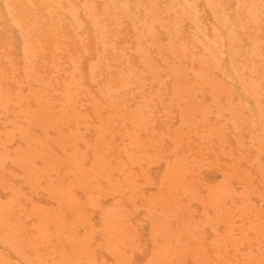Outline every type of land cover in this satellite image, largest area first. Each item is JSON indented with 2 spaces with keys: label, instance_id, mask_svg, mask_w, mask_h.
I'll use <instances>...</instances> for the list:
<instances>
[{
  "label": "rangeland",
  "instance_id": "rangeland-1",
  "mask_svg": "<svg viewBox=\"0 0 264 264\" xmlns=\"http://www.w3.org/2000/svg\"><path fill=\"white\" fill-rule=\"evenodd\" d=\"M263 117L264 0H0L1 264H264Z\"/></svg>",
  "mask_w": 264,
  "mask_h": 264
},
{
  "label": "bare ground",
  "instance_id": "bare-ground-1",
  "mask_svg": "<svg viewBox=\"0 0 264 264\" xmlns=\"http://www.w3.org/2000/svg\"><path fill=\"white\" fill-rule=\"evenodd\" d=\"M120 2H121V1H120ZM92 4H93V3H92ZM122 5H123V4H122ZM123 6H124V5H123ZM126 9H127V8H126ZM115 10H116V8H115ZM125 12H126V11H125ZM110 15H111V14H110ZM111 17H112V16H111ZM116 17H117V16H116ZM130 21H131V20H130ZM120 22H121V21H120ZM129 23H130V22H129ZM132 26H134V25H132ZM115 29H116V28H115ZM134 29H135V27H134ZM112 30H113V29H112ZM116 34H117V33H116ZM140 35H141V34H140ZM140 39H141V38H140ZM94 40H95V38H94ZM98 40H101V39H98ZM101 44H102V43H101ZM138 44H139V43H138ZM137 48H138V47H137ZM138 50H139V49H138ZM129 51H130V50H129ZM139 52H140V51H139ZM141 53H142V52H141ZM144 53H145V52H144ZM147 54H148V53H147ZM137 55H140V54H137ZM91 56H92V55H90V58H91ZM140 56H141V55H140ZM123 57H124V56H123ZM146 59H149V58H146ZM144 61H145V60H144ZM145 62H146V64H147V66L151 67L152 64L150 63V60H149V61L146 60ZM155 66H156V65H155ZM158 67H159V66H158ZM152 68H154V67H151V70H153ZM154 69H155V68H154ZM90 70H91V69H90ZM134 70H135V69H134ZM151 70L149 71V69H148L147 71L151 72ZM132 71H133V70H132ZM120 72H121V71H120ZM152 72H154V71H152ZM159 72H161V71H159ZM142 73H144V72H142ZM145 74H146V73H145ZM108 75H109V74H108ZM150 76H151V75H150ZM152 76H154V75H152ZM156 76H157V75H156ZM156 76H155V78H156ZM109 77L111 78L110 75H109ZM159 77H160V76H159ZM160 79H161V78H160ZM127 80H128V79H127ZM158 80H159V79H157V81H158ZM40 81H41V80H40ZM40 81H39V82H40ZM160 81H162V80H160ZM209 81H210V80H209ZM241 81H242V80H241ZM139 82H140V81H139ZM162 82H163V81H162ZM182 82H183V81H182ZM205 82H206V81H205ZM213 82H214V81H213ZM220 82H221V81H220ZM140 83H141V82H140ZM172 83H173V81H172ZM183 83H184V82H183ZM201 83H202V82H201ZM203 83H204V82H203ZM242 83H243V82H242ZM39 84H40V83H39ZM65 84H67V83H65ZM142 84H143V83H142ZM142 84H141V85H142ZM174 84H175V83H174ZM213 84H214V83H213ZM220 84H221V83H220ZM256 84H257V83H256ZM258 84H259V83H258ZM44 85H45V84H44ZM128 85H129V84H127V86H128ZM144 85H145V84H144ZM144 85H143V88L145 87ZM178 85H179V84H178ZM191 85H193V84H191ZM198 85H199V84H198ZM222 85H223V84H222ZM241 85H242V84H241ZM131 86H132V85H131ZM175 86H176V84H175ZM201 86H202V85H201ZM201 86H200V89H201ZM214 86H215V84H214ZM262 86H263V85H261V87H262ZM141 87H142V86H141ZM173 87H174V86H173ZM173 87H172V88H173ZM178 87H179V86H178ZM178 87H177V88H178ZM187 87H188V85H187ZM190 87H191V86H190ZM193 87H194V85H193ZM222 87H223V86H222ZM257 87H258V86H257ZM257 87H256V88H257ZM261 87H259V88H261ZM1 88H2V87H1ZM29 88H30V87H29ZM128 88H129V86H128ZM191 88H192V87H191ZM248 88H249V87H248ZM2 89H3V88H2ZM48 89H50V88H48ZM184 89H185V87H184ZM250 89H251V88H250ZM7 90H8V89H7ZM45 90H46V89H45ZM50 90H51V89H50ZM174 90H176V88H174ZM186 90H187V89H186ZM35 91H36V90H35ZM122 91H123V90H122ZM181 91H182V90H181ZM187 91H188V90H187ZM221 91H222V90H221ZM262 91H263V90H262ZM36 92H37V91H36ZM100 92H101V91H100ZM118 92H119V91H118ZM158 92H159V91H158ZM252 92H253V91H252ZM255 92H256V91H255ZM257 92H258V91H257ZM55 93H56V92H55ZM90 93H91V92H90ZM142 93H143V92H142ZM155 93H156V92H155ZM179 93H180V91H179ZM190 93H191V92H190ZM3 94H4V93H3ZM43 94H44V93H43ZM176 94H177V93H176ZM210 94H211V91H210ZM220 94H222V93H220ZM256 94H257V93H256ZM38 95H39V94H38ZM49 95H50V94H49ZM53 95H54V94L52 93V96H53ZM64 95H65V94H64ZM223 95H224V94H223ZM223 95H222V96H223ZM71 96H72V95H71ZM101 96H103V95H101ZM104 96H105V95H104ZM108 96H109V95H108ZM148 96H149V99L152 97V95H151V97H150L149 94H148ZM159 96H160V95H159ZM177 96H178V94H177ZM181 96H182V95H181ZM224 96H225V95H224ZM224 96H223V97H224ZM243 96H244V95H243ZM253 96H254V95H253ZM260 96H261V95H260ZM2 97H3V96H2ZM4 97H7V95L4 96ZM24 97H25V96H24ZM90 97H91V96H90ZM132 97H133V96H132ZM179 97H180V94H179ZM261 97H262V96H261ZM10 98H11V97H10ZM16 98H17V96H16ZM32 98H33V97H32ZM112 98H113V97H112ZM155 98H157V97H155ZM190 98H191V97H190ZM211 98H212V97H211ZM217 98H219V97H217ZM249 98H250V97H249ZM18 99H19V98H18ZM67 99H68V98H67ZM91 99H92V98H91ZM104 99H107V100H108L109 98L106 97V98H104ZM143 99H144V98H143ZM181 99H182V98H181ZM213 99H214V98H213ZM244 99H245V98H244ZM252 99H253V98H252ZM257 99H258V98H257ZM7 100H8V98H7ZM7 100H6V101H7ZM124 100H125V99H124ZM141 100H142V99H140V101H141ZM145 100H146V99H145ZM159 100H160V99H159ZM218 100H219V99H218ZM21 101H22V100H21ZM40 101H41V100H40ZM42 101H43V100H42ZM63 101H64V100H63ZM63 101H62V102H63ZM93 101H94V99H93ZM111 101H113V100H111ZM111 101H110V102H111ZM143 101H144V100H143ZM147 101H148V100H147ZM149 101H150V100H149ZM169 101H170V100H169ZM175 101H176V100H175ZM195 101H196V100H195ZM197 101H198V100H197ZM197 101H196V105H195L192 101H191V102H192L195 106H197ZM201 101H202V100H201ZM213 101H214V100H213ZM246 101H247V100H246ZM256 101H258V100H256ZM25 102H26V104H27L28 101H25ZM119 102H120V101H119ZM179 102H180V101H179ZM249 102H250V101H249ZM253 102H254V101H253ZM45 103H46V102H45ZM60 103H61V102H60ZM91 103H92V102H91ZM116 103H117V102H116ZM145 103H146V102H145ZM198 103H199V101H198ZM251 103H252V102H251ZM52 104H53V103H52ZM61 104H62V103H61ZM94 104H95V101H94ZM120 104H121V102L119 103V105H120ZM41 105H42V104H41ZM160 105H161V104H160ZM169 105H170V104H169ZM201 105H202V104H201ZM201 105H200V106H201ZM15 106H16V105H15ZM48 106H49V105H48ZM116 106H117V105H116ZM136 106H137V105H136ZM162 106H163V105H162ZM189 106H190V104H189ZM252 106H253V105H252ZM169 107H170V106H169ZM191 107H192V105H191ZM191 107H189V108H190L191 110H193L192 108H194V107H192V108H191ZM201 107H202V106H201ZM253 107H254V106H253ZM262 107H263V106H262ZM38 108H39V107H38ZM60 108H61V107H60ZM103 108H104V107H103ZM121 108H122V107H121ZM147 108H148V107H147ZM170 108H171V107H170ZM197 108H198V107H197ZM259 108H260V107H259ZM40 109H41V107H40ZM119 109H120V108H119ZM124 109H125V108H124ZM143 109H144V107H143ZM201 109H202V108H201ZM229 109H230V108H229ZM22 110H24V109H22ZM41 110H42V109H41ZM136 110H137V109H136ZM144 110H145V109H144ZM148 110H149V109H148ZM148 110H147V111H148ZM165 110H167V109H165ZM181 110H182V109H181ZM188 110H189V109H188ZM195 110L197 111V109H195ZM195 110H194V111H195ZM30 111H31V110H30ZM47 111H49V110H47ZM50 111H52V110H50ZM60 111H61V110H60ZM73 111H74V110H73ZM145 111H146V110H145ZM147 111H146V112H147ZM170 111H171V110H170ZM185 111H186V110H184V113H185ZM235 111H236V110H235ZM257 111H258V110H257ZM261 111H262V110H261ZM10 112H11V111H10ZM43 112H44V111H43ZM136 112H137V111H136ZM167 112H168V111H167ZM186 112H187V111H186ZM38 113H39V111H38ZM77 113H78V111H77ZM133 113H134V112H133ZM188 113H190V112H188ZM188 113H187V114H188ZM39 114H40V113H39ZM134 114H135V113H134ZM259 114H260V112H259ZM12 115H13V114H12ZM22 115H23V114H22ZM33 115H35V112H34ZM33 115H32V116H33ZM37 115H38V114H37ZM60 115H61V114H60ZM202 115H203V114H202ZM13 116H14V115H13ZM146 116H147V115H146ZM33 117H34V116H33ZM35 117H36V116H35ZM44 117H45V116H44ZM50 117H51V116H50ZM58 117H59V116H57V118H58ZM61 117H62V116H61ZM63 117H64V116H63ZM140 117H141V116H140ZM183 117H184V116H183ZM186 117H187V116H186ZM186 117H184V118H186ZM15 118H16V117H15ZM48 118H49V117H48ZM64 118H65V117H64ZM71 118H72V117H71ZM118 118H119V117H118ZM130 118H131V117H130ZM135 118H136V117H135ZM135 118H134V120H135ZM138 118H139V117H138ZM147 118H148V117H147ZM165 118H166V117H165ZM184 118H183V119H184ZM187 118H188V117H187ZM257 118H258V117H257ZM263 118H264V117H263ZM31 119H33V118H31ZM31 119H30L29 122H31ZM41 119H42V118H41ZM58 119H59V118H58ZM61 119H62V118H61ZM98 119H99V118H98ZM148 119H150V118H148ZM237 119H238V118H237ZM259 119H260V118H259ZM131 120H132V118H131ZM136 120H137V119H136ZM152 120H153V119H152ZM260 120H261V119H260ZM9 121H10V120H9ZM9 121H7V123H10ZM61 121H62V120H61ZM98 121H99V120H98ZM98 121H97V122H98ZM137 121H138V120H137ZM140 121H141V118H140ZM142 121H143V120H142ZM163 121H164V120H163ZM235 121H236V120H235ZM0 122H1V121H0ZM5 122H6V121H5ZM5 122H4V123H5ZM243 122H244V120H243ZM245 122H247V121H245ZM25 123H26V122H25ZM56 123H57V122H56ZM138 123H140V122L138 121ZM154 123H155V122H154ZM164 123H165V122H164ZM181 123H182V122H181ZM31 124H32V123H31ZM57 124H58V123H57ZM102 124H103V123H102ZM114 124H115V123H114ZM134 124H135V123H134ZM140 124H141V123H140ZM152 124H153V121H152ZM179 124H180V123H179ZM185 124H186V123H185ZM249 124H250V123H249ZM3 125H4V124H3ZM232 125H233V124H232ZM235 125H236V124H235ZM20 126H21V125H20ZM35 126H36V125H35ZM43 126H44V125H43ZM43 126H42V127H43ZM115 126H116V125H115ZM121 126H122V125H121ZM145 126H146V125H144V127H145ZM150 126H151V124H150ZM178 126H180V125H178ZM0 127H1V126H0ZM14 127H15V126H14ZM40 127H41V126H40ZM42 127H41V128H42ZM60 127H61V126H60ZM239 127H240V126H239ZM261 127H262V126H261ZM35 128H36V127H35ZM38 128H39V127H38ZM53 128H54V127H53ZM139 128H140V125H139ZM165 128H166V127H165ZM180 128H181V127H180ZM216 128H217V127H216ZM222 128H223V127H222ZM222 128H221V129H222ZM262 128H263V127H262ZM18 129H19V128H18ZM24 129H25V128H24ZM55 129H56V128H55ZM69 129H70V128H69ZM140 129H141V128H140ZM177 129H178V128H177ZM239 129H240V128H239ZM26 130H27V129H26ZM26 130H25V132H27ZM40 130H41V129H40ZM42 130H44V129H42ZM67 130H68V129H67ZM98 130H99V129H98ZM111 130H112V129H111ZM179 130H181V129H179ZM18 131H19V130H18ZM127 131H128V130H127ZM174 131H175V130H174ZM181 131H182V130H181ZM212 131H213V130H212ZM216 131H220V130L217 129ZM235 131H236V130H235ZM59 132H62V131H59ZM73 132H74V131H73ZM131 132H132V131H131ZM178 132H179V131H178ZM27 133H29V132H27ZM31 133H32V132H31ZM43 133H45V132H43ZM57 133H58V132H57ZM122 133H123V132H122ZM133 133H134V131H133ZM133 133H131V135H132ZM153 133H154V132H153ZM176 133H177V132H176ZM183 133H184V132H183ZM237 133H238V132H237ZM20 134H21V133H20ZM41 134H42V133H41ZM65 134H66V133H65ZM71 134H72V133H71ZM100 134H102V133H100ZM186 134H187V133H186ZM217 134H218V133H217ZM238 134H239V133H238ZM26 135H27V134H26ZM63 135H64V134H63ZM72 135H73V134H72ZM74 135H75V134H74ZM95 135H97V134H95ZM98 135H99V134H98ZM138 135H139V134H138ZM176 135H179V134L177 133ZM187 135H188V134H187ZM213 135H214V134H213ZM219 135H221V137H222V134H220V133L217 135L218 137H217V136H216V137H217V138H220ZM223 135H224V134H223ZM27 136H28V135H27ZM49 136H50V135H49ZM57 136H58V135H57ZM70 136H71V135H70ZM110 136H111V135H110ZM123 136H124V135H123ZM133 136H135V134H133ZM136 136H137V135H136ZM184 136H185V135H184ZM15 137H16V136H15ZM24 137H26V136H24ZM30 137H31V136H30ZM52 137H53V136H52ZM112 137H113V136H112ZM166 137H167V135H166ZM177 137H178V138L180 137V140H181V137L183 138V135H181V136H177ZM187 137H189V136H187ZM216 137L214 136L213 138H216ZM17 138H18V137H17ZM27 138H28V137H27ZM60 138H61V137H60ZM73 138H74V137H73ZM104 138H105V137H104ZM152 138H153V137H152ZM168 138H169V137H168ZM223 138H225V136H224ZM223 138H222V140H223ZM238 138H239V137H238ZM262 138H263V137H262ZM18 139H20V138H18ZM21 139H22V138H21ZM28 139H29V138H28ZM32 139H33V138H32ZM57 139H58V138H57ZM77 139H78V138H77ZM112 139H113V138H112ZM138 139H139V137H138ZM147 139H150V138H147ZM173 139H174V136H173ZM176 139H177V138H175V143H176V141H177V142L180 141L179 139H178V140H176ZM220 139H221V138H220ZM13 140H14V139H13ZM24 140H25V139H24ZM26 140H27V139H26ZM38 140H39V139H38ZM53 140H54V139H53ZM75 140H76V139H75ZM102 140H103V139H102ZM139 140H140V139H139ZM152 140H153V139H151V142L153 143ZM218 140H219V139H218ZM234 140H235V138H234ZM236 140H237V139H236ZM236 140H235V141H236ZM34 141H35V140H34ZM34 141H33V142H34ZM65 141H66V140H65ZM68 141H69V140H68ZM70 141H71V140H70ZM83 141H84V140H83ZM100 141H101V140H100ZM146 141H147V140H146ZM156 141H157V139H156ZM170 141H171V140H170ZM182 141H183V140H181L180 142L182 143ZM30 142H31V138H30ZM39 142H40V141H39ZM51 142H52V141H51ZM71 142H73V141H71ZM78 142H79V141H78ZM147 142H149V141H147ZM162 142H163V141H162ZM183 142H184V141H183ZM218 142H219V141H218ZM237 142H239V139L237 140ZM31 143H32V142H31ZM36 143H37V142H36ZM42 143H43V141H42ZM52 143H53V142H52ZM111 143H112V142H111ZM149 143H150V142H149ZM149 143H147V145H149ZM175 143L173 142L172 144H175ZM178 143H179V142H178ZM184 143H185V142H184ZM184 143H183V145H184ZM32 144H33V143H32ZM48 144H49V143H48ZM72 144H73V143H72ZM86 144H87V143H86ZM94 144H95V143H94ZM142 144H143V143H142ZM150 144H151V143H150ZM39 145H40V144H39ZM55 145L57 146V144H55ZM62 145H63V144H62ZM64 145H65V144H64ZM75 145H76V144H75ZM75 145H74V146H75ZM129 145L131 146V144H129ZM140 145H141V144H140ZM147 145H146V146H147ZM161 145H162V144H161ZM179 145H180V143H179ZM183 145H182L181 147H183ZM25 146H26V145H25ZM35 146H37V145H35ZM46 146H47V145H46ZM88 146H89V145H88ZM101 146H102V145H101ZM103 146H104V145H103ZM106 146H107V145H106ZM173 146H174V145H173ZM212 146H213V145H212ZM216 146H218V145H216ZM4 147H5V146H4ZM17 147H18V145H17ZM27 147H28V146H27ZM75 147H76V146H75ZM94 147H95V146H94ZM133 147H134V146H133ZM158 147H159V144H158ZM161 147H162V146H161ZM186 147L189 148L188 144H187ZM213 147H214V146H213ZM1 148H2V147H1ZM19 148H20V146H19ZM106 148H107V147H106ZM108 148H109V147H108ZM128 148H129V147H128ZM134 148L136 149V147H134ZM154 148H157V147H154ZM163 148H164V147H163ZM174 148H175V147H174ZM174 148H173V149H174ZM216 148H217V147H216ZM3 149H4V148H3ZM47 149H48V148H47ZM95 149H97V148H95ZM158 149H159V148H158ZM212 149H213V148H212ZM220 149H221V148H220ZM16 150L18 151V149H16ZM27 150H28V149H27ZM27 150H26V151H27ZM44 150H46V149L44 148ZM102 150H103V149H102ZM155 150H156V149H155ZM164 150H165V149H164ZM183 150L186 151L185 149H183ZM5 151H6V150H5ZM118 151H119V150H118ZM124 151H125V150H124ZM137 151H138V149H137ZM219 151H220V150H219ZM219 151H218V152H219ZM222 151H224L223 148H222ZM46 152H47V151H46ZM70 152H72V153L75 154V152H73V151H70ZM103 152H104V151H103ZM157 152H158V151H157ZM160 152H161V150H160ZM213 152H214V151H213ZM18 153H19V152H18ZM30 153L32 154V152H30ZM30 153H28V154H30ZM72 153H69V154L71 155ZM80 153H81V151H80ZM152 153H153V152H152ZM223 153H224V152H223ZM69 154H68V155H69ZM77 154H78V153H77ZM132 154H133V153H132ZM146 154H147V153H146ZM155 154H156V153H155ZM155 154H154V155H155ZM158 154H159V153H158ZM166 154H167V151H166ZM183 154H184V153H183ZM238 154H239V153H238ZM15 155H17V154H15ZM41 155H42V154H41ZM43 155H44V154H43ZM119 155H121V154H119ZM122 155H123V154H122ZM125 155H127V154H125ZM128 155H129V154H128ZM63 156H65V155H63ZM83 156H84V155H83ZM155 156H157V155H155ZM160 156H161V155H160ZM180 156H181V155H180ZM230 156H232V155H230ZM10 157H11V156H10ZM39 157H40V156H39ZM71 157H72V156H71ZM133 157H134V155H133ZM145 157H146V156H145ZM184 157H185V156H184ZM2 158H3V157H2ZM11 158H12V157H11ZM18 158H19V157H18ZM131 158H132V155H131ZM175 158H176V157H175ZM180 158H181V157H180ZM230 158H231V157H230ZM233 158H234V157H233ZM3 159H5V158H3ZM6 159H7V157H6ZM20 159H21V158H20ZM51 159H52V158H51ZM76 159H77V158H76ZM94 159H95V157H94ZM136 159H137V158H136ZM163 159H165V158H163ZM181 159H182V158H181ZM186 159H187V158H186ZM215 159H217V157H216ZM7 160H8V159H7ZM34 160H35V159H34ZM69 160H70V159H69ZM69 160H68V161H69ZM77 160H78V159H77ZM82 160H83V159H82ZM95 160H96V159H95ZM108 160H109V159H108ZM165 160H166V159H165ZM233 160H235V159H233ZM3 161H4V160H3ZM9 161H10V160H9ZM13 161H14V160H13ZM51 161H52V160H51ZM60 161H61V160H60ZM73 161H74V160H73ZM101 161H102V160H101ZM127 161H128V160H127ZM130 161H131V160H130ZM132 161H133V160H132ZM163 161H164V160H163ZM238 161L240 162V160H238ZM238 161H236V162L238 163ZM1 162H2V161H1ZM33 162H34V161H33ZM33 162H32V163H33ZM66 162H67V161H66ZM69 162H70V161H69ZM81 162H82V161H81ZM96 162H97V161H96ZM103 162H104V161H103ZM156 162H157V161H156ZM182 162H183V161H182ZM185 162H186V161H185ZM253 162H254V161H253ZM253 162H252V163H253ZM3 163H4V162H3ZM11 163H12V162H11ZM14 163H15V162H14ZM14 163H13V164H14ZM45 163H47V162H45ZM71 163H72V162H71ZM92 163H93V162H92ZM100 163H101V162H100ZM167 163H168V162H167ZM178 163H179V162H178ZM186 163H187V162H186ZM215 163H218V161L215 162ZM0 164H1V163H0ZM17 164H18V163H17ZM21 164H22V162H21ZM67 164H69V163H67ZM82 164H84V162H83ZM94 164H95V163H94ZM98 164H99V163H98ZM168 164H169V163H168ZM209 164H210V162H209ZM222 164H223V163H222ZM254 164L256 165L257 163L254 162ZM42 165H44V164L42 163ZM57 165H58V164H57ZM62 165H63V164H62ZM106 165H108V164H106ZM134 165H135V164H134ZM166 165H167V164H166ZM187 165H188V164H187ZM210 165L213 166V164H210ZM20 166H21V165H20ZM49 166H50V164H49ZM49 166H48V168H49ZM60 166H61V165H60ZM63 166H64V165H63ZM63 166H62V167H63ZM65 166H66V165H65ZM65 166H64L63 168H65ZM69 166H70V165H69ZM77 166H79V165H77ZM100 166H101V165H100ZM140 166H141V165H140ZM176 166H177V165H176ZM195 166H196V165H195ZM214 166H216V165H214ZM219 166H220V165H219ZM219 166H218V167H219ZM237 166H238V165H237ZM237 166H236V167H237ZM258 166H259L258 168H260L259 163H258ZM25 167H26V166H25ZM42 167H43V166H42ZM42 167H41V168H42ZM44 167H46V164H45ZM51 167H52V166H51ZM53 167H54V166H53ZM53 167H52V168H53ZM95 167H97V165H96ZM103 167H105V166L103 165ZM112 167H113V169H114V167H116V166L114 165V166H112ZM190 167H191V166H190ZM193 167H194V166H193ZM218 167H217V168H218ZM227 167H228V166H227ZM16 168H17V165H16ZM19 168H20V167H19ZM88 168L90 169V166H89ZM106 168H107V167H106ZM168 168H169V167H168ZM191 168H192V167H191ZM229 168H230V167H229ZM233 168H234V166H233ZM17 169H18V168H17ZM33 169H34V168H33ZM33 169H32V170H33ZM43 169H44V168H43ZM53 169H54V168H53ZM68 169H69V168H68ZM81 169H82V168H81ZM103 169H104V168H103ZM109 169H110V168H109ZM115 169H117V168H115ZM115 169H114V170H115ZM144 169H145V168H144ZM170 169H171V168H170ZM172 169H173V168H172ZM261 169H262V168H261ZM24 170H25V169H24ZM24 170H23V171H24ZM27 170H28V168H27ZM69 170H71V169H69ZM87 170H88V169H87ZM92 170H93V169H92ZM107 170H108V168H107ZM187 170H188V169H187ZM238 170H239V168H238ZM256 170H257V169H256ZM262 170H263V169H262ZM262 170H261V171H262ZM39 171H40V170H39ZM41 171H42V170H41ZM90 171H91V170H90ZM95 171H96V170H95ZM101 171H102V169H101ZM101 171H100V172H101ZM108 171H110V170H108ZM143 171H144V170H143ZM180 171H181V169H180ZM233 171H234V170H233ZM242 171H243V170H242ZM9 172H10V171H9ZM9 172H8L7 174H9ZM24 172H25V171H24ZM29 172H30V171H29ZM33 172H35V171H33ZM44 172H45V171H44ZM75 172H76V169H75ZM79 172H80V171H79ZM81 172H82V171H81ZM104 172H105V171H104ZM128 172H130V171H128ZM230 172H231V171H230ZM230 172H229V173H230ZM234 172H235V171H234ZM234 172H233V175H234ZM243 172H244V171H243ZM245 172H246V170H245ZM263 172H264V171H263ZM263 172H262V173H263ZM25 173H27V171H26ZM36 173H37V171H36ZM40 173H41V172H40ZM40 173L38 172V174H40ZM101 173H102V172H101ZM165 173H166V172H165ZM165 173H164V174H165ZM171 173H172V172H171ZM174 173H175V172H174ZM222 173H223V172H222ZM248 173H249V172H248ZM248 173L246 172V174L249 176L250 173H249V174H248ZM259 173H261V172H259ZM11 174H12V173H11ZM11 174H9V175L11 176ZM75 174H76V173H75ZM99 174H100V173H99ZM128 174H129V173H128ZM132 174H133V173H132ZM197 174H198V173H197ZM224 174H225V173H224ZM224 174H222V175L224 176ZM242 174H243V173H242ZM41 175H43V174H41ZM77 175H79V174H77ZM82 175H84V174H82ZM130 175H131V174H130ZM165 175H166V174H165ZM179 175H180V173H179ZM262 175H263V174H262ZM72 176L75 177L74 175H72ZM121 176H122V175H121ZM167 176H168V175H167ZM180 176H181V175H180ZM182 176H183V175H182ZM243 176H244V175H243ZM22 177H23V176H22ZM95 177H96V176H95ZM106 177H107V176H106ZM128 177H129V176H128ZM164 177H165V176H164ZM225 177H226V175H225ZM244 177H245V176H244ZM250 177H251V176H250ZM0 178H1V176H0ZM42 178H43V177H42ZM59 178H60V177H59ZM92 178L94 179V177H92ZM173 178H174V177H173ZM184 178H185V175H184ZM228 178H229V177H228ZM245 178H246V177H245ZM247 178H248V177H247ZM2 179H3V178H2ZM13 179H14V178H13ZM21 179H22V178H21ZM57 179H58V178H57ZM74 179L77 180L76 177H75ZM105 179H106V178H105ZM116 179H117V178H116ZM171 179H172V178H171ZM179 179H181V177H180ZM190 179H191V178H190ZM233 179H234V178H233ZM58 180H59V179H58ZM62 180H63V179H62ZM78 180H79V179H78ZM119 180H120V179H119ZM164 180H165V178H164ZM181 180H183V179H181ZM55 181H56V180H55ZM81 181L83 182V180H81ZM120 181H121V180H120ZM149 181H150V180H149ZM171 181H172V180H171ZM184 181H185V180H184ZM187 181H188V180H187ZM192 181H193V180H192ZM195 181H196V180H195ZM195 181H194V182H195ZM230 181H231V180H230ZM230 181H229V182H230ZM2 182H3V181H2ZM4 182H5V181H4ZM8 182H9V181H8ZM31 182H32V181H31ZM31 182H30V183H31ZM165 182H166V181H165ZM174 182H175V181H174ZM194 182H193V185H192L191 187H193L194 185L197 186L196 184H194ZM33 183H34V182H33ZM60 183L62 184V182H60ZM115 183H116V182H115ZM119 183H120V182H119ZM125 183H126V182H125ZM188 183H190V182H188ZM10 184H11V183H10ZM34 184H35V183H34ZM64 184H65V183H64ZM79 184H80V182H79ZM150 184H151V183H150ZM167 184H168V182H167ZM174 184H175V183H174ZM179 184H180V182H179ZM185 184H186V183H185ZM222 184H223V183H222ZM244 184H245V183H244ZM56 185H57V184H56ZM56 185H55V186H56ZM77 185H78V184H77ZM82 185H83V184H82ZM95 185H96V184H95ZM141 185H142V184H140V187H141ZM228 185H229V184H228ZM25 186H27V185L25 184ZM50 186H52V185H48L49 188H50ZM59 186H60V184H59ZM61 186H62V185H61ZM64 186H65V185H64ZM69 186H70V185H69ZM79 186H81V185H79ZM86 186H87V185H85V187H86ZM102 186H103V185H102ZM144 186H145V184H144ZM160 186H161V185H160ZM178 186H179V185H178ZM187 186H188V185H187ZM215 186H216V185H215ZM229 186H231V185H229ZM246 186H248L247 183H246ZM4 187H5V186H4ZM7 187H8V188H11V187H9V186H7ZM81 187H82V186H81ZM92 187H93V186H92ZM173 187H174V186H173ZM53 188H54V187H53ZM134 188H135V187H134ZM137 188H138V187H137ZM215 188H216V187H215ZM229 188H231V187H229ZM229 188H228V189H229ZM250 188H251V187H250ZM1 189H2V188H1ZM51 189H52V188H51ZM58 189L60 190V188H58ZM64 189H66V187H65ZM72 189H73V188H72ZM186 189H187V188H186ZM190 189L192 190V188H190ZM193 189L195 190V188H193ZM225 189H227V186H226ZM228 189H227V190H228ZM232 189H233V188H232ZM255 189H256V188H255ZM5 190H6V189H5ZM14 190H17V189H14ZM32 190H33V189H32ZM45 190H46V189H45ZM59 190H58V191H59ZM73 190H74V189H73ZM75 190H76V189H75ZM97 190H98V189H97ZM132 190H133V189H132ZM134 190H135V189H134ZM148 190H149V189H148ZM175 190H176V189H175ZM196 190H197V189H196ZM230 190H231V189H230ZM69 191H70V190H69ZM168 191H169V190H168ZM197 191H198V190H197ZM212 191H214V189H213ZM228 191H229V190H228ZM234 191H235V190H234ZM251 191H252V190H250V192H251ZM13 192H14V191H13ZM48 192H49V191H48ZM51 192H52V191H51ZM64 192H65V191H64ZM116 192H117V191H116ZM225 192H227V191L225 190ZM229 192H230V191H229ZM232 192H233V190L231 191V194H232ZM247 192H248V190H247ZM19 193L22 194L23 192H20V191H19ZM19 193H18V195H19ZM25 193H26V192H25ZM65 193H67V192H65ZM110 193H111V192H110ZM168 193H169V192H168ZM11 194H13V193H11ZM15 194H16V193H15ZM48 194H49V193H48ZM48 194H47V195H48ZM112 194H113V193H112ZM142 194H143V193H142ZM182 194H183V193H182ZM210 194H211V193H210ZM233 194H237V195H239V194L236 193V192L233 193ZM248 194H249V193H248ZM22 195H23V194H22ZM85 195H86V194H85ZM197 195H199V194L197 193ZM262 195H263V194H262ZM69 196H70V195H69ZM72 196H73V195H72ZM92 196H93V195H92ZM94 196H95V195H94ZM141 196H142V195H141ZM180 196H181V195H180ZM206 196H207V195H206ZM229 196L232 197V195H229ZM24 197H25V196H24ZM70 197H71V196H70ZM76 197H77V196H76ZM84 197H85V196H84ZM90 197H91V196H90ZM146 197H147V196H146ZM193 197H194V196H193ZM193 197H191V198H193ZM216 197H218V196H216ZM221 197H222V196H221ZM27 198H28V197H27ZM48 198H49V197H48ZM60 198H61V197H60ZM63 198H64V197H63ZM87 198H89V197H87ZM87 198H86V199H87ZM143 198H144V197H143ZM150 198H151V196H150ZM157 198H158V197H157ZM169 198H171V197H169ZM188 198H189V197H188ZM246 198H247V197H246ZM54 199H55V198H54ZM68 199H69V198H68ZM73 199H75V198H73ZM176 199H178V198H176ZM194 199H195V198H194ZM194 199H193V200H194ZM199 199H200V197H199ZM207 199H209V197H208ZM212 199H213V198H212ZM229 199H230V198H229ZM19 200H20V199H19ZM71 200H72V199H71ZM75 200H76V199H75ZM81 200H82V199H81ZM84 200H85V199H84ZM153 200H155V198H154ZM188 200H189V199H188ZM191 200H192V199H191ZM193 200H192V201H193ZM230 200H231V199H230ZM0 201H1V200H0ZM12 201H13V200H12ZM63 201H64V200H63ZM86 201H87V200H86ZM88 201H89V200H88ZM95 201H96V200H95ZM149 201H150V199H149ZM156 201H157V200H156ZM158 201H159V199H158ZM166 201H167V200H166ZM189 201H190V200H189ZM201 201H202V200H201ZM208 201H209V200H208ZM208 201H207V202H208ZM220 201H221V199H220ZM243 201H244V200H243ZM246 201L248 202L247 199H246ZM249 201H250V200H249ZM263 201H264V200H263ZM10 202H11V201H10ZM17 202H18V201H17ZM65 202H66V201H65ZM67 202H68V201H67ZM70 202H71V201H70ZM89 202H90V201H89ZM153 202H154V201H153ZM175 202H176V201H175ZM190 202H191V201H190ZM217 202H218V201H217ZM247 202H245V203H247ZM14 203H15V202H14ZM74 203H75V202H74ZM154 203H156V202H154ZM167 203H168V205L170 204L169 201H168ZM176 203H177V202H176ZM180 203H181V202H180ZM220 203H221V202H220ZM245 203H244V204H245ZM262 203H263V202H262ZM1 204H3V203H1ZM6 204H7V203H6ZM87 204H88V202H87ZM89 204H90V203H89ZM163 204H164V203H163ZM182 204H184V203H182ZM224 204H225V203H224ZM247 204H248V203H247ZM38 205H39V204H38ZM155 205H156V204H155ZM168 205L166 204V206H168ZM215 205H217V204H215ZM255 205H256V204H255ZM6 206H7V205H6ZM44 206H45V205H44ZM66 206H67V205H66ZM73 206H74V205H73ZM80 206H81V205H80ZM118 206H119V205H118ZM161 206H163V205H161ZM164 206H165V205H164ZM164 206H163V207H164ZM242 206H243V205H242ZM253 206H254V205H253ZM1 207H2V206H1ZM94 207H96V206H94ZM181 207H182V206H181ZM211 207H213V206H211ZM218 207H219V206H218ZM220 207H221V206H220ZM228 207H229V205L227 206V208H228ZM31 208H32V207H31ZM35 208H36V207H35ZM41 208H42V206H41ZM114 208H116V207H114ZM114 208H113V209H114ZM134 208H135V207H134ZM159 208H160V207H159ZM167 208H168V207H167ZM174 208H175V207H174ZM177 208H178V205H177ZM251 208H252V207H251ZM11 209H12V208H11ZM21 209H22V208H21ZM43 209H44V208H43ZM54 209H55V208H54ZM67 209L69 210V208H67ZM67 209H66V210H67ZM70 209H71V208H70ZM81 209H82V208H81ZM107 209H108V208H107ZM155 209H156V207H155ZM188 209H189V208H188ZM241 209H242V208H241ZM243 209H244V208H243ZM247 209H248V208H247ZM8 210H9V209H8ZM23 210H24V212H25L26 209H23ZM36 210H37V209H36ZM82 210H83V209H82ZM117 210H118V209H117ZM159 210L161 211V209H159ZM163 210H164V209H163ZM163 210H162V211H163ZM171 210H173V209H171ZM217 210H218V209H217ZM3 211H4V210H3ZM6 211H7V210H6ZM19 211H20V210H19ZM33 211H34V210H33ZM41 211H43V210H41ZM99 211H100V210H99ZM184 211H185V210H184ZM205 211H206V210H205ZM219 211H220V210H219ZM222 211H223V210H222ZM258 211H259V210H258ZM260 211H261V209H260ZM20 212H21V211H20ZM20 212H19V213H20ZM46 212H47V211L45 210L44 213H46ZM71 212H72V211H71ZM106 212H107V211H106ZM108 212H110V211L108 210ZM120 212H122V210H120ZM163 212H164V211H163ZM163 212H162V214H163ZM171 212H172V211H171ZM202 212H203V211H202ZM229 212H230V211H229ZM242 212H243V211H242ZM31 213H33V212H31ZM35 213H36V212H35ZM39 213H40V212H39ZM39 213H38V214H39ZM125 213H126V212H125ZM151 213H152V212H151ZM175 213H177V212H175ZM181 213H182V212H181ZM203 213H204V212H203ZM215 213H216V211H215ZM222 213H223V212H222ZM227 213H228V212H227ZM230 213H231V212H230ZM243 213H244V212H243ZM248 213H249V212H248ZM104 214H105V213H104ZM106 214H107V213H106ZM111 214H112V211H111ZM120 214H121V213H120ZM122 214H123V212H122ZM127 214H128V213H127ZM170 214H171V213H170ZM177 214H178V213H177ZM218 214H219V213H218ZM253 214H254V213H253ZM253 214H251V215H253ZM258 214H259V213L257 212V215H258ZM43 215H44V214H43ZM43 215H42V216H43ZM55 215H56V214H55ZM79 215H81V214H79ZM79 215H78V216H79ZM83 215H84V214H83ZM159 215H160V214H159ZM166 215H167V214H166ZM172 215H173V213H172ZM244 215H245V213H244ZM8 216H9V215H8ZM11 216H12V215H11ZM33 216H34V215H33ZM56 216H57V215H56ZM58 216H59V215H58ZM114 216H115V215H114ZM123 216H124V215H123ZM154 216H156V215H154ZM189 216H190V215H189ZM216 216H217V215H216ZM259 216H260V215H259ZM72 217H73V216H72ZM74 217H77V216L75 215ZM99 217H100V216H99ZM102 217H103V216H102ZM109 217H110V216H109ZM160 217H161V216H159V218H160ZM164 217H167V216H164ZM178 217H179V216H178ZM17 218H20V217L18 216ZM27 218H28V217H27ZM43 218H44V217H43ZM57 218H58V217H57ZM57 218H56V219H57ZM67 218H68V217H67ZM81 218H82V217H81ZM116 218H119V217L117 216ZM125 218H126V217H125ZM175 218H177V216H176ZM209 218H210V217H209ZM212 218H213V216H212ZM212 218H210V219H212ZM215 218H216V217H215ZM215 218H214V219H215ZM217 218H218V217H217ZM221 218H222V217H220L219 219H221ZM5 219H6V218H5ZM45 219H46V218H45ZM60 219H61V218H60ZM69 219H70V218H69ZM72 219H73V218H72ZM85 219H86V218H85ZM110 219H111V218H110ZM113 219H114V217H113ZM190 219H191V218H190ZM7 220H8V218H7ZM20 220H21V219H20ZM47 220H48V219H47ZM87 220H88V219H87ZM115 220H116V219H115ZM160 220H161V219H160ZM160 220H156V221L158 222V221H160ZM229 220H230V219H229ZM233 220H234V219H233ZM237 220H238V219H237ZM11 221H12V220H11ZM76 221H77V219H76ZM120 221H121V218H120ZM149 221H151V220H149ZM162 221H163V220H162ZM162 221H161V222H162ZM193 221H195V220H193ZM193 221H192V222H193ZM209 221H210V220H209ZM220 221H221V220H220ZM227 221H228V220H227ZM230 221H231V220H230ZM260 221H262V220H260ZM9 222H10V221H9ZM15 222H16V221H15ZM62 222H63V221H62ZM114 222H115V221H114ZM189 222H190V221H189ZM189 222H188V223H189ZM204 222H205V221H204ZM23 223H24V221H23ZM41 223H42V222H41ZM110 223H112V222L110 221ZM115 223H116V222H115ZM115 223L113 224L112 228H113L114 226H116ZM158 223H159V222H158ZM167 223H168V221H167ZM219 223H220V222H219ZM228 223H229V222H228ZM16 224H17V222H16ZM52 224H53V223H52ZM55 224H56V223H55ZM102 224L104 225V222H103ZM119 224H121V223L118 222V225H119ZM161 224H162V223H161ZM164 224H165V222H164ZM197 224H198V223H197ZM202 224H203V223H202ZM217 224H218V223H217ZM261 224L263 225V223H261ZM105 225H106V224H105ZM109 225H110V224H109ZM118 225H117V227H118ZM159 225H160V224H159ZM188 225H189V224H188ZM250 225H251V224H250ZM13 226H14V225H13ZM57 226H58V225H57ZM72 226H73V225H72ZM110 226H111V225H110ZM121 226H123V225H121ZM124 226H126V225H124ZM165 226H166V225H165ZM226 226H227V224H226ZM229 226H230V224H229ZM232 226H234V225H232ZM240 226H241V225H240ZM43 227H44V226H43ZM59 227H60V226H59ZM89 227H90V226H89ZM119 227H120V226H119ZM168 227H169V226H168ZM235 227H237V226H235ZM247 227H248V226H247ZM3 228H5V227H3ZM14 228H15V227H14ZM44 228H45V227H44ZM63 228H64V227H63ZM63 228H62V229H63ZM65 228H66V227H65ZM91 228H93V227H91ZM107 228H108V227H107ZM107 228H106V231H108ZM120 228H121V227H120ZM135 228H136V227H135ZM158 228H159V227H158ZM158 228H156V229H158ZM161 228H162V227H161ZM194 228H195V227H194ZM238 228H239V227H238ZM15 229H16V228H15ZM39 229H40V228H39ZM41 229H42V228H41ZM72 229H73V228H72ZM93 229H95V228H93ZM123 229L125 230V228H123ZM123 229H122V231H123ZM152 229H154V228H152ZM152 229H151V230H152ZM240 229H242V228H240ZM247 229H248V228H247ZM250 229H252V228H250ZM255 229H256V227H255ZM34 230H35V229H34ZM47 230H48V229H47ZM79 230H80V229H79ZM82 230H84V229H82ZM85 230H86V229H85ZM101 230H102V229H101ZM109 230H110V229H109ZM263 230H264V229H263ZM0 231H2V230H0ZM45 231H46V230H45ZM111 231H112V230H111ZM133 231H134V229H133ZM154 231H155V230H154ZM154 231H153V233H154ZM163 231H164V229H163ZM170 231H171V230H170ZM189 231H190V230H189ZM229 231H230V230H229ZM242 231H243V229H242ZM248 231H249V230H248ZM256 231H257V230H256ZM8 232H9V231H8ZM8 232H7V233H8ZM23 232H24V231H23ZM37 232H38V231H37ZM41 232H43V230H42ZM59 232H60V231H59ZM75 232H76V231H75ZM82 232H83V231H82ZM93 232H94V231H93ZM150 232H151V231H150ZM159 232H160V231H158V234H159ZM165 232L168 234L167 231H165ZM165 232H164V233H165ZM179 232H181V230H179ZM193 232H194V231H193ZM24 233H25V232H24ZM67 233H68V232H67ZM91 233H92V232H91ZM118 233H119V232H118ZM124 233H125V232H123V233H121V234L124 235ZM155 233H156V232H155ZM203 233H204V231H203ZM261 233H263V232H261ZM261 233H260V234H261ZM2 234H4L3 231H2ZM18 234H20V232H19ZM37 234H38V233H37ZM44 234H46V232L43 233L42 235H44ZM60 234H61V233H60ZM103 234H104V233H103ZM131 234H132V233H131ZM133 234H134V232H133ZM178 234H179V233H178ZM180 234L183 235L184 233H180ZM185 234H187V232H186ZM201 234H202V232H201ZM243 234H244V233H243ZM243 234H242V235H243ZM13 235H14V234H13ZM13 235H12V236H13ZM61 235H62V234H61ZM69 235H70V234H69ZM108 235H109V234H108ZM110 235H113V234H110ZM126 235H129V234H126ZM159 235H160V234H159ZM164 235H166V234H163V236H164ZM169 235H170V233H169ZM171 235H172V234H171ZM171 235H170V236H171ZM182 235H181V236H182ZM226 235H227V234H225L224 236H226ZM230 235H231V234H230ZM258 235H259V234H258ZM2 236H3V235H2ZM6 236H7V235H6ZM54 236H56V235H54ZM73 236H75V234L72 235V237H73ZM81 236H82V234H81ZM113 236H114V235H113ZM116 236H117V235H116ZM152 236H153V234L151 235V237H152ZM154 236H155V234H154ZM156 236H157V234H156ZM166 236H168V235H166ZM189 236H190V235H189ZM192 236H194L193 239H195V235H192ZM196 236H197V235H196ZM245 236H246V235H245ZM261 236H262V235H261ZM13 237H14V236H13ZM16 237H17V235H16ZM22 237H24V236H22ZM26 237H27V235L25 236V239H26ZM38 237H39V235H38ZM67 237H68V236H67ZM124 237H126V236H124ZM31 238H32V237H31ZM43 238L45 239V237H43ZM46 238H47V235H46ZM53 238H54V237H53ZM53 238H52V239H53ZM59 238H60V236H59ZM111 238H112V237H111ZM149 238H150V237H149ZM155 238H156V237H155ZM174 238H175V237H174ZM187 238H188V237H187ZM256 238H257V237H256ZM36 239H37V238H36ZM36 239H35V240H36ZM129 239H130V238H128V240H129ZM156 239H157V238H156ZM162 239H163V237H162ZM164 239H165V238H164ZM176 239H177V238H176ZM231 239H232V238H231ZM243 239H244V238H243ZM6 240H7V239H6ZM6 240H5V241H6ZM30 240H32V239H30V237H28V240H27V241H30ZM38 240H39V239H38ZM41 240H43V239H41ZM45 240H48V241H49L50 239H45ZM112 240H113V239H112ZM166 240H168V239H166ZM169 240H170V239H169ZM169 240H168V241H169ZM226 240H227V239H226ZM236 240H237V239H236ZM253 240H254V239H253ZM0 241H1V240H0ZM15 241H16V240H15ZM67 241H68V239H67ZM82 241H83V240H82ZM138 241H139V240H138ZM154 241H156V240H154ZM210 241H212V240H210ZM224 241H225V240H224ZM227 241H228V240H227ZM237 241H239V239H238ZM250 241H251V240H250ZM1 242H2V241H1ZM1 242H0V243H1ZM7 242H8V241H7ZM36 242H38V241H36ZM36 242H35V243H36ZM59 242H60V240H59ZM64 242H65V241H64ZM64 242H63V243H64ZM68 242H70V241H68ZM116 242H117V241H116ZM116 242H115V243H116ZM190 242H191V241H190ZM259 242H260V241H259ZM12 243H13V242H12ZM19 243H20V242H19ZM22 243H23V242H22ZM30 243H32L31 245H33V242H30ZM30 243L28 242V244H30ZM42 243H43V242H42ZM42 243H41V245H42ZM61 243H62V242H61ZM65 243H66V242H65ZM71 243H72V242H71ZM83 243H85V242H83ZM86 243H87V242H86ZM94 243H96V242H94ZM108 243H109V242H108ZM132 243H134V242L132 241ZM132 243H131V245H132ZM155 243H156V242H155ZM161 243H163V242H161ZM164 243H166V242L164 241ZM187 243H188V242H187ZM211 243H212V242H211ZM225 243H226V242H225ZM235 243H237V242H235ZM257 243H258V241H257ZM2 244H3V243H2ZM28 244H25V245H28ZM37 244H39V243H37ZM68 244H69V243H68ZM156 244H157V243H156ZM158 244H159V243H158ZM209 244H210V243H209ZM240 244H242V243H240ZM51 245H52V244H51ZM66 245H67V244H66ZM73 245H74V244H73ZM150 245H151V244H150ZM161 245H162V244H161ZM257 245H258V244H257ZM263 245H264V244H263ZM5 246H6V244H5ZM8 246H9V245H8ZM17 246H18V245H17ZM88 246H89V245H88ZM90 246H91V245H90ZM151 246H152V245H151ZM154 246H155V245H154ZM166 246H168V245H166ZM188 246H189V245H188ZM223 246H224V244H223ZM250 246H253V245H250ZM255 246H256V245H255ZM14 247H15V246H14ZM18 247H19V246H18ZM28 247H29V246H28ZM28 247H27V248H28ZM44 247H45V246H44ZM168 247H169V246H168ZM184 247H185V246H184ZM184 247H183V249H184ZM192 247H193V246H192ZM224 247H225V246H224ZM21 248H23V247L21 246ZM36 248H38V247H36ZM41 248H43V247H41ZM193 248H194V247H193ZM200 248H201V247H200ZM229 248H230V247H229ZM17 249H18V248H17ZM34 249H35V247H34ZM61 249H62V248H61ZM132 249H133V248H132ZM134 249H135V248H134ZM165 249H166V248H165ZM168 249H169V248H168ZM12 250H13V249H12ZM18 250H19V249H18ZM28 250H29V249H28ZM37 250H38V249H37ZM42 250H43V249H42ZM44 250H45V249H44ZM69 250H70V249H69ZM90 250H91V249H90ZM110 250H111V249H110ZM154 250H155V248H154ZM179 250H180V249H179ZM13 251H14V250H13ZM13 251H11V252H13ZM39 251H40V250H39ZM60 251H62V250H60ZM115 251H116V250H115ZM135 251H136V250H135ZM141 251H142V250H141ZM158 251H159V250H158ZM160 251H161V250H160ZM176 251H177V250H176ZM195 251H196V250H195ZM6 252H7V251H6ZM20 252H21V251H20ZM107 252H108V251H107ZM118 252H120V251H118ZM163 252H164V251H163ZM180 252H181V251H180ZM185 252H186V251H185ZM188 252H189V249H188ZM204 252H205V251H204ZM250 252H251V251H250ZM14 253H15V252H14ZM59 253H60V252H59ZM59 253H58V254H59ZM110 253H111V252H110ZM114 253H115V252H114ZM124 253H126V252H124ZM161 253H162V252H161ZM183 253H184V252H183ZM217 253H218V252H217ZM239 253H240V252H239ZM5 254H7V253H5ZM15 254H16V253H15ZM37 254H38V253H37ZM40 254H41V253H40ZM45 254H46V253H45ZM126 254H127V253H126ZM162 254H164V253H162ZM166 254L169 255V253H166ZM171 254H172V253H171ZM251 254H253V253H251ZM251 254H250V255H251ZM22 255H23V254H22ZM47 255H48V254H47ZM64 255H65V253H64ZM121 255H122V254H121ZM154 255H156V253H154ZM158 255H159V254H158ZM175 255H176V254H175ZM179 255H180V254H179ZM191 255H192V254H191ZM250 255H249V256H250ZM60 256H61V255H60ZM74 256H75V255H74ZM86 256H87V255H86ZM118 256H119V254H118ZM124 256H125V255H124ZM152 256H153V255H152ZM152 256H151V257H152ZM166 256H167V255H166ZM193 256H194V255H193ZM203 256H204V255H203ZM203 256H202V257H203ZM218 256H219V255H218ZM221 256H223V255H221ZM221 256H220V257H221ZM245 256H247V255H245ZM251 256H252V255H251ZM0 257H1V256H0ZM17 257H20V256H17ZM24 257H25V256H24ZM28 257H29V256H28ZM56 257H57V256H56ZM56 257H55V260L57 259ZM122 257H123V256H122ZM154 257H155V256H154ZM161 257H163V255H162ZM172 257H173V256H172ZM223 257H224V256H223ZM223 257H222V258H223ZM228 257H229V256H228ZM253 257H254V256H253ZM260 257H261V256H260ZM260 257H259V258H260ZM22 258H23V257H22ZM25 258H26V257H25ZM33 258H34V257H33ZM51 258H52V257H51ZM66 258H67V257H66ZM87 258H89V257H87ZM120 258H121V257H120ZM155 258H157V257H155ZM166 258H167V257H166ZM196 258H197V257H196ZM204 258H205V257H204ZM257 258H258V257H257ZM28 259H29V258H28ZM31 259H32V258H31ZM36 259H37V258H36ZM53 259H54V258H53ZM90 259H91V258H90ZM160 259H162V258H160ZM193 259H194V258H193ZM253 259H254V258H253ZM38 260H39V259H38ZM55 260H54V261H55ZM57 260H58V259H57ZM151 260H152V259H151ZM167 260H168V259H167ZM170 260H171V259H170ZM201 260H202V259H201ZM243 260H244V259H243ZM22 261H23V259H22ZM45 261H46V260H45ZM67 261H68V260H67ZM152 261H154V260H152ZM177 261H178V260H177ZM257 261H259V260H257ZM1 262H2V261H0V264H1ZM16 262H17V261H16ZM26 262H28V261H26ZM26 262H25V263H26ZM31 262H32V261H31ZM35 262H36V261H35ZM41 262L43 263L44 261L41 260ZM52 262H53V261H52ZM62 262H63V261H62ZM70 262L72 263V261H70ZM149 262H150V261H149ZM201 262H204V261H201ZM244 262H245V261H244ZM17 263H18V262H17ZM79 263H80V262H79ZM87 263H88V262H87ZM124 263H125V261H124ZM213 263H214V261H213ZM242 263H243V262H242ZM245 263H246V262H245ZM27 264H28V263H27ZM32 264H33V263H32ZM66 264H67V263H66ZM74 264H75V263H74ZM119 264H120V263H119ZM158 264H159V262H158ZM163 264H164V263H163ZM166 264H167V263H166ZM169 264H170V263H169ZM171 264H172V263H171ZM178 264H179V263H178ZM255 264H256V263H255Z\"/></svg>",
  "mask_w": 264,
  "mask_h": 264
}]
</instances>
